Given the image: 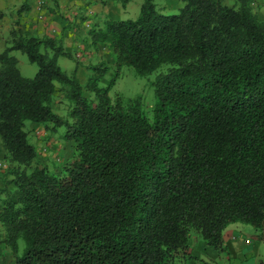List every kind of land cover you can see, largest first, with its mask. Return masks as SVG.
Listing matches in <instances>:
<instances>
[{"label": "trees", "instance_id": "1", "mask_svg": "<svg viewBox=\"0 0 264 264\" xmlns=\"http://www.w3.org/2000/svg\"><path fill=\"white\" fill-rule=\"evenodd\" d=\"M181 1L175 13L143 0L135 17L92 23L88 38L113 61L87 65L83 84L57 62L72 57L61 36L9 30L0 226L12 264H171L190 253L192 237L225 250L233 222L252 224L264 241V18L250 0ZM13 50L36 64L32 77ZM111 64L155 72L150 112L139 95L110 97L117 70L99 86ZM57 90L64 113L53 109ZM26 121L48 134L63 126L69 155L42 163Z\"/></svg>", "mask_w": 264, "mask_h": 264}, {"label": "rangeland", "instance_id": "2", "mask_svg": "<svg viewBox=\"0 0 264 264\" xmlns=\"http://www.w3.org/2000/svg\"><path fill=\"white\" fill-rule=\"evenodd\" d=\"M81 1L83 3L79 9L74 8L70 12L67 11L68 9H64V11L59 13L61 14V18L63 16L65 17L66 22L61 18H57L60 21V25L57 24L59 27H55L51 33L56 36L57 40L62 38L64 48L72 54L71 58L64 55L58 56V64L68 74H71L75 70L80 83L83 84L91 73L86 67L87 65L94 64L98 61H107L108 63H112L113 61L112 54L106 46L103 44H94L88 38L87 30L91 27V24L95 22L101 23L105 18L135 17L139 12L143 0H128L124 5L121 0ZM255 1L257 2V0L250 1L251 7H254L253 3ZM55 2L57 1H44L38 10L35 8L36 10L33 13H26L25 21L45 19L48 16L46 8H55ZM261 2H264V0H261ZM29 3L32 4V0H29ZM96 3L98 10L93 15L87 9L89 5H95ZM154 3L157 11L170 14L177 12L183 4V1L154 0ZM224 3L232 5L235 3V0H224ZM255 11L257 12V9ZM261 14L264 16V12ZM25 18H7L5 20L0 17V26L6 27L7 29V34L3 37V41L8 36L11 28H19L23 33L31 34V29L25 28V23H23ZM60 27L61 35L56 29ZM41 50H43V47H41ZM11 54L16 57L18 69L22 76L32 77L35 74L37 66L28 60L26 54L20 50H13ZM116 70L118 71V76L108 91L110 97L114 99L117 95L123 98L139 95L144 109L150 112L154 102L150 82L154 78L155 72L148 75H138L131 65H122L118 70L114 64H111L110 68L99 81V86H106ZM56 85L58 87L60 86L59 83H56ZM84 94L93 98L92 93L88 94L84 92ZM52 105L53 109L59 113L65 112L66 102L60 90L54 93ZM25 129L27 130L29 141L39 153L40 161L45 163L49 168H53L55 162L69 155L70 150L62 136L64 132L63 126H59L57 130L48 134L44 127L26 121ZM5 167L3 149L0 144V186L3 184L2 177L5 172ZM2 236L3 229L0 226V252L2 253L0 264H12L13 256L9 248L2 243ZM223 236L224 239L226 237V248L221 252L207 246L202 239L192 237L189 249L190 253L181 256L179 260L171 264H257L258 259H264V241L258 236V229L252 224L247 222L230 223L224 229ZM18 244H20L21 250L23 246L22 241L18 240Z\"/></svg>", "mask_w": 264, "mask_h": 264}, {"label": "crops", "instance_id": "3", "mask_svg": "<svg viewBox=\"0 0 264 264\" xmlns=\"http://www.w3.org/2000/svg\"><path fill=\"white\" fill-rule=\"evenodd\" d=\"M38 1L39 0H32V4H30L29 0H0V17L5 20L7 18H14V19L21 18V17L25 18L27 12L33 13L34 10L37 9ZM44 1H47V0H44ZM56 1L57 2H55L56 4L55 8H46L48 11L47 13L48 16L45 19H42V20L38 19L36 21L32 19V21L28 20L27 22L25 21L26 18L24 19L23 23H25V28L31 29L30 31L31 34L29 35H38V36L43 35V34L51 35L52 34L51 31L55 27L60 25V21L57 19V18H61V14L59 13L61 11H64V9L65 10L68 9L67 10L68 12H70L71 9H74V8L79 9L80 7H82V3H83V1L81 0H56ZM97 3L95 5H89L87 11L91 12L94 15L96 11L98 10ZM253 6L254 7H251V8L256 13V15L259 18H264V16L261 14L262 12H264V2H261V0H257V2L255 1V3H253ZM256 9H257V12L255 11ZM61 19L66 22L64 16ZM56 29L61 35V27L56 28ZM6 34H7L6 27L0 26V49L3 48L2 46L3 37ZM225 240H226V237H225Z\"/></svg>", "mask_w": 264, "mask_h": 264}, {"label": "built area", "instance_id": "4", "mask_svg": "<svg viewBox=\"0 0 264 264\" xmlns=\"http://www.w3.org/2000/svg\"><path fill=\"white\" fill-rule=\"evenodd\" d=\"M43 2H44L43 0L38 1L37 10L42 6Z\"/></svg>", "mask_w": 264, "mask_h": 264}]
</instances>
